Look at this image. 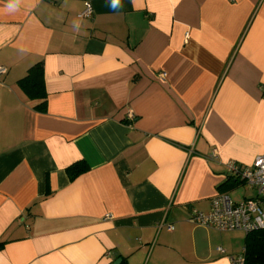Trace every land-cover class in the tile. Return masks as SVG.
I'll list each match as a JSON object with an SVG mask.
<instances>
[{
  "label": "crops",
  "instance_id": "0c3cea01",
  "mask_svg": "<svg viewBox=\"0 0 264 264\" xmlns=\"http://www.w3.org/2000/svg\"><path fill=\"white\" fill-rule=\"evenodd\" d=\"M7 4L0 264H234L247 235L189 219L264 155V0ZM38 62L44 112L19 86Z\"/></svg>",
  "mask_w": 264,
  "mask_h": 264
},
{
  "label": "built area",
  "instance_id": "2783aa9c",
  "mask_svg": "<svg viewBox=\"0 0 264 264\" xmlns=\"http://www.w3.org/2000/svg\"><path fill=\"white\" fill-rule=\"evenodd\" d=\"M93 6L88 3L80 13V18H91ZM8 72L7 68L0 67V79ZM132 118V113H129ZM229 178L248 185L255 195L240 201L226 194L219 193L211 200L210 210L205 213L192 210L190 221L205 228L220 232L240 231L249 234L258 230H264V155L258 156L252 166H245L235 161L226 164ZM110 217V216H109ZM173 226H168L172 231ZM219 252H224L218 248ZM234 264H245V256L241 255Z\"/></svg>",
  "mask_w": 264,
  "mask_h": 264
},
{
  "label": "trees",
  "instance_id": "16d2710c",
  "mask_svg": "<svg viewBox=\"0 0 264 264\" xmlns=\"http://www.w3.org/2000/svg\"><path fill=\"white\" fill-rule=\"evenodd\" d=\"M19 86L30 99L41 101V104L37 106L39 111L44 112L46 110L48 94L45 88L42 62H38L28 70L26 76L19 81ZM88 170V164L85 161H80L69 166L67 173L73 181ZM230 181L237 183L231 178ZM246 235L245 264H264V230H258ZM120 264H126V262L123 261Z\"/></svg>",
  "mask_w": 264,
  "mask_h": 264
},
{
  "label": "rangeland",
  "instance_id": "374dc122",
  "mask_svg": "<svg viewBox=\"0 0 264 264\" xmlns=\"http://www.w3.org/2000/svg\"><path fill=\"white\" fill-rule=\"evenodd\" d=\"M242 184L237 185L235 191L230 193L231 197L234 200H237V199L242 200L244 198H252L255 195L254 191L250 190L248 185H246V184L242 185ZM244 237H245V235H244Z\"/></svg>",
  "mask_w": 264,
  "mask_h": 264
},
{
  "label": "clouds",
  "instance_id": "9594fccd",
  "mask_svg": "<svg viewBox=\"0 0 264 264\" xmlns=\"http://www.w3.org/2000/svg\"><path fill=\"white\" fill-rule=\"evenodd\" d=\"M21 0H8L7 8L9 11H15L19 8ZM119 0H112V7H119Z\"/></svg>",
  "mask_w": 264,
  "mask_h": 264
},
{
  "label": "water",
  "instance_id": "95a60500",
  "mask_svg": "<svg viewBox=\"0 0 264 264\" xmlns=\"http://www.w3.org/2000/svg\"><path fill=\"white\" fill-rule=\"evenodd\" d=\"M121 260H117L114 264H120Z\"/></svg>",
  "mask_w": 264,
  "mask_h": 264
}]
</instances>
